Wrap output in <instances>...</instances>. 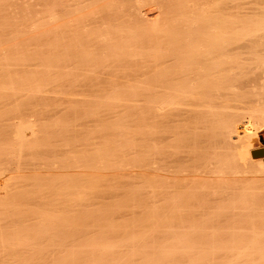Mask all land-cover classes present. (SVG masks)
Listing matches in <instances>:
<instances>
[{
    "label": "bare ground",
    "instance_id": "1",
    "mask_svg": "<svg viewBox=\"0 0 264 264\" xmlns=\"http://www.w3.org/2000/svg\"><path fill=\"white\" fill-rule=\"evenodd\" d=\"M168 1L0 0V264H218V257L227 261L230 258L227 264H253L264 231L254 226L250 190L264 176V156L252 158L250 154L264 151L263 146L252 147L259 140L253 117L257 113L264 115V109L252 110L245 119L228 97L247 85L264 89V35H260L264 34V22L258 23L263 28L258 27L257 31V19L261 16L264 20L260 9L264 8L258 5L259 0H252L258 5H253L252 10L259 11L253 19L250 16L255 12L249 15L245 10L254 4L251 0L235 2H240V6L248 4L242 6L246 13H239L241 7L236 8L239 11L234 7L237 14L231 9L233 0L225 1L233 4L229 7L234 16L243 13L250 17L249 21L247 17L242 19L252 28L247 25L249 31L245 32V23L238 18V22L233 20L227 4L216 8H227L231 15L220 9L225 16L222 17L210 8L215 18L209 23L211 19L205 15L210 9L205 0L197 3L204 5L201 7L206 14L201 8L192 10L187 2L191 0ZM261 2L264 5V0ZM148 4L158 8V13L151 16L153 23L148 20L150 25L157 23L152 30L147 27V17L141 15V9ZM186 4L192 15L194 11V17ZM195 12L204 17L200 19ZM121 13H127V17ZM162 13L170 14L171 19L165 15L168 20L163 17L162 21ZM217 13L221 18L218 21ZM186 14L192 22L188 20L189 25ZM124 17L134 20L138 29L128 31L131 23L127 27ZM227 20L235 22V26L241 23L244 34L240 31L243 26L239 29L238 25V37L232 22L230 31L238 38L235 33L229 35ZM224 23L228 29L222 27ZM119 24H123L120 30ZM92 26L100 27L101 32L93 35L94 41L90 38L92 48L85 51L81 47L87 41L81 44L79 37L84 35L83 29ZM110 28H117L123 36L127 31L132 33V38L130 34L126 36L130 45L134 35L139 37L142 30L147 42L153 34L158 42L161 37L168 39L161 40V45L153 41L157 51L155 48L151 60L145 53L146 62L140 61L143 65L135 68L141 74L135 76L141 81L136 79L134 92L126 90L115 76V84L110 83L108 78L114 71L110 70V76L106 74L108 65L89 67L91 59L107 60L113 53L112 57L127 60L126 37L121 40L119 35L118 42L122 44L111 45L112 32L107 34ZM135 28L133 25L130 29ZM218 28L227 36L220 34ZM254 28L256 31L250 32ZM255 32L259 35L252 34ZM245 34L251 39L247 40ZM144 35L140 36L143 42L137 41L136 36L133 45L146 43ZM116 51L122 55L118 53V57ZM86 72L92 77L87 78ZM92 78L97 79L95 84ZM106 79L110 88L118 87L117 91L104 100V96H96L95 100L92 95L94 104L83 97L86 105H92H85L87 109L76 107L78 104L74 108H41L49 100H53L52 107L56 101L78 103L75 96L72 95L74 100L68 97L69 91L74 90V94L78 86L81 89L90 84V89L99 90ZM36 103H40V109L32 111L30 107L37 108ZM54 112L63 113L56 119ZM39 113H51L55 123L40 124ZM107 116L110 123L101 120L102 123L99 118L108 120ZM110 116L119 118L112 120ZM87 122L95 123L91 132L85 128L89 126ZM82 127L89 133L85 129L83 132ZM78 128L83 136L87 133L83 139ZM59 141L63 148L57 147ZM58 153L66 157L46 159L53 155L55 158ZM40 155L45 160L35 161L34 157ZM27 156L31 158L27 160ZM119 217H123L122 222L116 221ZM257 230L263 234L258 235Z\"/></svg>",
    "mask_w": 264,
    "mask_h": 264
},
{
    "label": "rangeland",
    "instance_id": "2",
    "mask_svg": "<svg viewBox=\"0 0 264 264\" xmlns=\"http://www.w3.org/2000/svg\"><path fill=\"white\" fill-rule=\"evenodd\" d=\"M152 1H153V0H152ZM155 1H156V0H155ZM159 1H161V0H159ZM162 1H163V0H162ZM164 1H168V0H164ZM169 1H171V0H169ZM169 1H168V2H169ZM186 1H187V0H186ZM191 1H192V3L196 4L197 1L200 3L201 0H194L196 3L193 2V0H191ZM191 1H187V2H188V4H189V2H190V6L192 7V10L194 9V11H196L197 8H198V9L201 8L200 10L203 12V14H206V13H207V12L204 13V10H202V9H203L202 7H203L204 5H202V4L200 5L199 3H197V6H195V5H192ZM205 1H206V3H207L208 8H209V9H210V8L214 9L215 13H216L218 10H220V9H221V10L224 9L223 7H220V8L218 7L219 9L217 10V8H216L217 5H219V6L222 5V6H224V7H227L226 4H227V2H228V0H205ZM225 1H227V2H225ZM230 1H232V0H229L228 3H233V2H234V5H235V2H238V0H236V1L233 0V2H230ZM241 1L243 2V0H241ZM245 1H249V0H244V2H245ZM251 1H252V0H251ZM251 1H250V2H251ZM254 1H255V0H254ZM259 1L261 2V0H259ZM242 2H241V3H242ZM244 2H243V3H244ZM252 2H253V1H252ZM256 2H258V1L256 0ZM260 2H259L258 5H260V6H262V7L264 8V5H261V4H263V3H262L263 1L261 2V4H260ZM221 3H223V4L225 3V4L223 5V4H221ZM245 3H246V2H245ZM248 3H249V2H248ZM253 3H254V4H252V6L255 5V2H253ZM188 4H186V5L188 6ZM220 4H221V5H220ZM250 4H251V3H249V7H250ZM256 4H257V3H256ZM148 5H149V4H148ZM199 5H200V7H198ZM227 5H228V4H227ZM232 5H233V4H232ZM232 5H228V7H229V6L231 7ZM234 5H233V7H231V9L233 8L232 10H234V7H235V9H236L237 7H238L237 9H239V7H241V10H240V12H239V13H241V11H243V10L246 8V7H243V8H244V9H243L242 6H244V5H248V4H243L242 6H240V2H239V4L237 3L235 6H234ZM258 5H257V6H258ZM146 6H147V5H146ZM146 6L143 7V10L141 9V15H142V13H144V14H143V17H144V16L147 17V19L144 17L145 20H147V22H148V20L151 19L150 21H151V23H153V22H152V18H151V16H152V15H156V13H158V12L156 11L157 6H156V7H155V5H149V6H147V7H146ZM190 6H188L189 8H186V9H190V10H191V7H190ZM201 6H202V7H201ZM207 6L205 5V7H204V8H205V11L208 10V8H207V10H206V7H207ZM252 6H251L249 9H245V10L248 11V12H249V10L251 9V12H250V13H248V12L246 13V11L244 10V11H245L244 13L249 14V15L252 13V11L255 12L253 16H252V15L250 16L251 18H253V17H254L256 14H258V12H259V11L256 12V11L258 10V8L256 9V11H254V10H255L254 8L257 7L256 5H255V7H254V6L252 7ZM260 6H259V7H260ZM193 7H196V10H195V8H193ZM214 7H215L216 9H215ZM230 7H229L228 9H230ZM247 8H248V7H247ZM212 9L209 10L210 12L208 11V13H210L209 15H208V13L205 15V17H207V20H208V19H211V20H208V21H210L209 23H212L211 21H214V20H212V19L215 18V17H214V16H215V13H214V11H213ZM228 9L226 8V10L224 9L225 11L222 10V12H223V13H224V12L227 13V12H229ZM231 9H230V12H232V15H231L230 12H229V13H230L231 17H233V20H234V19L236 20V21L234 20L235 22H238V21L241 22V20L244 19V18H246V17L248 18L247 20L249 21V18H250V17H249L248 15L246 16V14H245V17H244V14H243V13H242V14H239V13H238L239 16L236 17L237 15L234 16V13H233V11H232ZM237 9H236V10H237ZM252 9H254V10H252ZM259 9H260V8H259ZM157 10H158V8H157ZM192 10H191V11H188V12H190V13H189L190 15H192V13H191ZM211 10H212L213 12H211ZM221 10H220V12H221ZM236 10H234V12H235ZM194 11H193V15H192V17H194ZM197 11H198V10H197ZM197 11H196V12H197ZM201 11H200V12H201ZM237 11H239V10H237ZM237 11L235 12L236 14H237ZM260 11H263V12H264V10H261V9H260ZM196 12H195V14H197ZM200 12H198V13H200ZM218 12H219V11H218ZM220 12H219V13H220ZM111 13L113 14V11H111ZM111 13H109V14H110V17H111V19H112V18L114 17V14L112 15V16H113V17H112V16H111ZM114 13H115V11H114ZM186 13H187V10H186ZM213 13H214V15H213ZM223 13H220L219 15H222V17H223V16H224ZM229 13L226 15V17L229 15ZM260 13H261V12H260ZM260 13H259V14H260ZM121 14H122V16H126V17H127V15H126L127 13H125L124 15H123V13H121ZM189 14H186V17H188V19H186L187 22H188V20H189V16H187V15H189ZM211 14L213 15V17H211ZM224 14H225V13H224ZM162 15H164V14L162 13L160 17H162V21H164V18L166 19V17H165L166 14H165L164 16H162ZM168 15H170V14H168ZM168 15H166V16H167L168 18L171 19V17H170L171 15H170V16H168ZM197 15H198V14H197ZM197 15H196V16H197ZM200 15H201V14H200ZM207 15H208V16H207ZM240 15H241L243 18H241ZM260 15H261V14H260ZM196 16H195V17H196ZM198 16H199V15H198ZM198 16H197V17H198ZM202 16L204 17V15H202ZM202 16H201V17L199 16L200 19H202ZM262 16H263L262 18H264V14H262ZM110 17H108V18H110ZM143 17H141V18H142V19H141V20H142L141 23H143V19H144ZM158 17H159V15H158ZM163 17H164V18H163ZM224 17H225V16H224ZM228 17H229V19H230V16H228ZM228 17H227V19H228ZM234 17H235V18H234ZM257 17L259 18L258 15H257ZM124 18H125V17H124ZM217 18H218L219 20L221 19L220 17H218V13H217L216 20H217ZM237 18H238V21H237ZM240 18H241V19H240ZM111 19H109V21H110ZM125 19H127V18H125ZM160 19H161V18H160ZM190 19H191V17H190ZM192 19H193V18H192ZM192 19H191V20H192ZM195 19H197V18H194V20H195ZM203 19H204V18H203ZM229 19H228V20H229ZM231 19H232V18H231ZM253 19H254V18H253ZM255 19H256V18H255ZM260 19H261V16H260ZM260 19H259V20L257 19V24H258V23H261V25H262L263 22H264V20L261 19V20H263V21L261 22ZM145 20H144V23L146 22ZM166 20H168V19H166ZM166 20H165V22H166ZM207 20H206V21H207ZM224 20H225V22H226V19H223L222 21H224ZM228 20H227V23L229 22ZM244 20H246V19H244ZM244 20H242V21H243V23H245V25H244L245 28H244L243 25H242L243 27L240 26L242 22L240 23V25H239V23H238V24L236 23V26H237V27H236V26H235V22H233V21H230V22H229V24H228V25H229V29L227 28V27H228V25H226L227 23H226V24L224 23L223 26H222V24H221V26L224 27V29L227 28V29L229 30V32H228V31H227V32H228V34L230 35V34L232 33L230 30L233 29V31L236 32L237 29L235 30V27L238 28V25H239V29L242 27V30L240 29V31H242V33H243V31H244V29H246V26H247V25H248V27L251 28V26H249V25H251V24H250L248 21H247V23H246V21L244 22ZM251 20H252V19H250V22H251ZM127 21H128V22H127ZM127 21H126L127 23L130 22V20H128V19H127ZM131 21H132V20H131ZM133 21H134V20H133ZM133 21L130 22L131 25H130V23H129V24H126V22L124 23V24L127 25V27L130 25V27L127 28L128 31H134V30L136 31V30L138 29V28H137V29L135 28V24L133 23ZM204 21H205V20H204ZM217 21H218V20H217ZM252 21H253V20H252ZM259 21H260V22H259ZM189 22L192 23L190 20H189ZM189 22H188V25L190 24ZM232 22H233L234 25L232 24L231 27H234V28L231 29V27H230L231 24H230V23H232ZM132 23H133V24H132ZM137 23H138V22H137ZM144 23H143V24H144ZM151 23L148 22L149 25H148V24H147L148 26L145 25V26H147V27H150L149 30L151 29V27L153 28V25H154V24H157V23H154L153 25H150ZM161 23H162V22H161ZM203 23H205V22H203ZM216 23H217V22H216ZM216 23H215V25H216ZM219 23H221V22L219 21ZM243 23H242V24H243ZM248 23H249V24H248ZM251 23H254V24H255V21H253V22H251ZM143 24H142V25H141V24H138V25L143 26ZM254 24H252V25H254ZM257 24H255V25H257ZM120 25H122V27H117L119 30H120L121 28H123V24H119L118 26H120ZM133 25H134V28H135V29H132V30H131L130 28H131V26H133ZM161 25H162V24H161ZM219 25H220V24H217V26H219ZM255 25H254V26H255ZM258 25H259V24H258ZM258 25H257V31L259 32L260 30H258V27H260V28L262 29V28H263L262 26H264V25H262V26H260V25L258 26ZM114 26H117V25H113V26H111V27H114ZM140 26H139V28H141V29L146 28V27L142 28V27H140ZM159 26H160V25H159ZM196 26H197V25H196ZM137 27H138V26H137ZM154 27H155V26H154ZM156 27H158V26L156 25ZM186 27H187V26H186ZM219 27H220V26H219ZM222 27H220V28L222 29ZM252 27H253V26H252ZM91 28H92V29H91ZM99 28H100V27H99ZM99 28H98V27H94V26H92V27L87 28L88 30H86V29H83L84 31L82 30V31L84 32V35H83L84 37H83V36H82L81 38L79 37V40H80V39L82 40V41L80 40V41H81V44H82L83 42H85V41H87V42H85V44H83V45H85V46L81 45V46H83V47H81V48H83L84 50H85V49L87 50L88 48H92L91 46L93 45V42H91V41H92V40H93V41L95 40V38H94V37L96 36L95 33L99 34L98 32H101V31H99V30H100ZM117 28H116V31H118ZM124 28H126L125 25H124ZM132 28H133V27H132ZM243 28H244V29H243ZM250 28H249V29H250ZM110 29H111V28H110ZM110 29H109V31H110ZM113 29H114V28H113ZM113 29H111L110 32H107V34H109V33H111V32H112L111 34H113V35L110 34L111 36L109 35V38L111 39V43H113V44H111V45H114L115 42H118V40L120 39L119 35L121 36V38H122V36H123V35L120 34L119 31L116 33V31L114 30L115 33H116V34H115L114 31H112ZM129 29H130V30H129ZM146 29H148V28H146ZM154 29H155V28H154ZM154 29H153V30H154ZM227 29H226V30H227ZM251 29H252V28H251ZM263 29H264V28H263ZM123 30H124V29H123ZM125 30H126V29H125ZM151 30H152V29H151ZM218 30H219V28H218ZM247 30H248V29H246L245 32H246ZM254 30L256 31V29L254 28L253 30H250V32H253ZM88 31H89V32H88ZM128 31H127V32H128ZM147 31H148V30H147ZM219 31H221L220 34L222 33V35L225 34L224 36H227L226 32H224V34H223L222 30H219ZM248 31H249V30H248ZM92 32H94V33H92ZM124 32H126V31H124ZM124 32H123V33H124ZM127 32L125 33V35H126V36H129L130 33L128 32V35H127ZM141 32H143V33H141L142 35L145 34V33H144L145 31L142 30ZM148 32H149V31H148ZM148 32H146L147 36H148V37H149V36H152V35H151V34H152V31H150V32H151V34L149 33L150 35L148 34ZM230 32H231V33H230ZM235 32H233V33H235ZM238 32H239V30H237V34H238ZM258 32H255V33H252V34H256V35H257ZM262 32H264V30H263V31L261 30V33H262ZM86 33H87V37H86ZM118 33H119V34H118ZM121 33H122V30H121ZM133 33H134V32H133ZM138 33H139V30H138ZM153 33H154V32H153ZM233 33H232L231 35H233ZM239 33H240V32H239ZM117 34H118V36H116ZM131 34H132V33H131ZM131 34H130V36H131V38H132L133 34H132V35H131ZM134 34H135V33H134ZM136 34H137V33H136ZM181 34H182V33H181ZM218 34H219V33H218ZM235 34H236V33H235ZM237 34H236V38L240 37L239 34H238L239 36L237 37ZM240 34H241V33H240ZM243 34H244V33H243ZM246 34H248V33H246ZM246 34H245V37H246L247 40H248V39H251V38H252L253 40L255 39V37L253 38V37H252L253 35L251 36L250 33H249V36H251V38H250L249 36H247ZM90 35H91V36H90ZM93 35H95V36H93ZM138 35H139V34H138ZM138 35H136V36L138 37ZM142 35H140V36H142ZM256 35H254V36H256ZM258 35H259V34H258ZM260 35L263 36L264 34L262 33V34H260ZM112 36H113V38H112ZM126 36H123V38L126 37ZM130 36H129V37H130ZM136 36L134 35V37H135L134 39H136ZM140 36L138 37L139 40H137V41H141V40H142V39H140ZM153 36H155V35L153 34ZM153 36L150 37L151 40L148 41V42H150V45H149L148 42H147L148 38L145 37V35H144V37L146 38V41H144V42H146L147 44H146V43H144V44L142 43V44L139 45V46H138V45H135V44L133 45V43H134V39L132 40V42H133L132 45H130V43L127 44L126 41L129 40V38L127 39V37H126V40H125V39H124V40H125V44L127 45V47H126L125 45H124V46L127 48V49H126L127 52H125L123 49H122V51H124V53H126V54H127L128 51H129V54H127L128 57H126V56H127L126 54H125V56H124V58H126L127 60H125V59H123V58H121V59L118 58V59H117V58H116V55L113 56V57H115V59H114V58L112 57V55L115 54V53H113L112 55H110V53H112L113 51H109L110 53H108V54L106 53L107 55H110V56H111V57H109V59L107 58V60H106L105 58H103L104 60H99V59H101V58H97L98 60H96L95 62H94V59H95V58H94V59H91V60H93V62L90 63L91 65H89V67H97V68H98V65L100 64V65H101V68H104V65H105V66L108 65V67H107L108 70H106L105 72H107L106 74L109 73V74H108L109 76H110V74L112 73V75L110 76L111 78H110V77H109L110 79L108 78V80L110 81V83H111V84H115V83L112 82V80L114 79L113 81L116 82V81H115V79H116L115 77H117V80H118L120 83H124V85L127 87V88H125L126 90H127L128 88H130V91L133 90V92H134V88H137V87H134V86H136L135 83H137V82H136V79L138 80V82H139V80L141 81V79L139 78V76H140L141 74H140L139 72H137L138 69H135V68H137V65H140V67H141V64L144 63V62H146V61H144V59L146 60L147 55L150 57V58H148V57H147V58L151 60V58H152V57H151L152 54H153L155 51H157V48H158L157 45L155 44V42H157L158 44L160 43L161 40H162V42H163V41H167V42H168V39L166 38L167 40H164L163 37H161V39H160L159 42H158V39H159V38H158L157 40H154L155 37H153ZM224 36H223V38H224ZM241 37H244V36H241ZM260 37H261V36H260ZM82 38H84V39H82ZM90 38H92L91 41H90ZM123 38H122L121 40H123ZM150 38H149V39H150ZM162 38H163V39H162ZM220 38H222V36H221ZM228 38L231 39L229 36H228ZM236 38H235V40H236ZM258 38H259V36H258ZM57 39H58V38H57ZM152 39H153V40H152ZM232 39H233V38H232ZM259 39H260V38H259ZM259 39H258V40H259ZM114 40H115V41H114ZM144 40H145V39H144ZM233 40H234V39H233ZM240 40H241V38L239 39V41H240ZM244 40H245V38H244ZM255 40H257V39H255ZM113 41H114V42H113ZM151 41H152V42L155 41V42L152 43V44H153L152 47H150V46H151ZM51 42H53V41H51ZM51 42H50V43H51ZM119 42H120V44H122V43H121L122 41H119ZM119 42H118V43H119ZM129 42H131V39H130ZM135 42H136V40H135ZM141 42H143V40H142ZM162 42H161V43H162ZM167 42H164V44H165L164 46H167V45H166ZM161 43H160V45H161ZM109 44H110V43H108V45H109ZM116 44H117V43H116ZM136 44H139V42L136 43ZM111 45H110V46H111ZM128 45L131 46V47H129ZM102 46H103V45H102ZM154 46H156V47H154ZM162 46H163V44H162ZM118 47H119V46H118ZM118 47H117V48H118ZM147 47H148V48H147ZM81 48H80V49H81ZM120 48H121V47H120ZM132 48H133V49H132ZM152 48H153V49H152ZM155 48H156V50L154 51ZM161 48H162V47H161ZM168 48H169V46H168ZM168 48L166 47L165 49L168 50ZM135 49H136V50H135ZM138 49H139V50H138ZM163 49H164V47H163ZM84 50H82V52H83ZM86 50H85V51H86ZM118 50H119V49H118ZM133 50L136 51L135 53H136L137 56L134 55L135 53H134ZM80 51H81V50H80ZM85 51H84V52H85ZM119 51H120V50H119ZM119 51H116L118 57H119V55L121 54V53H119ZM122 51H121V52H122ZM132 51H133L134 54L132 53ZM84 52H83V53H84ZM151 52H152V53H151ZM118 53H119V55H118ZM145 53H146L147 55H146ZM106 54H105V55H106ZM138 54H139V55H138ZM107 55H106L105 57H107ZM121 55H122V54H121ZM133 55H134V56H133ZM144 55H145V56H144ZM153 56H154V55H153ZM141 57H142V58H141ZM140 58L143 59V60H141ZM131 59H132V60H131ZM116 60H117V61L120 60V61H122V62H120V61L117 62ZM123 60H124V61H123ZM128 60H130V61H128ZM138 60H139V61H138ZM89 61H90V60H89ZM104 61H105V62H104ZM110 61H111V62H110ZM115 61H116V62H115ZM132 61H133V62H132ZM140 61H142V63H141ZM143 61H144V62H143ZM84 62L86 63V61H84ZM101 62H102L103 64H102ZM124 62H125V63H124ZM130 62H131V63H130ZM148 62H150V61L148 60ZM148 62H147V64H148ZM87 63H89V62H87ZM93 63H94V65H93ZM105 63H106V64H105ZM118 63L121 64V65H118ZM128 63H130V64H129V65H130V68H129ZM133 63H134L135 65H134ZM139 63H140V64H139ZM113 64H114V67H115V68L113 67ZM124 64H125V65H124ZM132 64H133V65H132ZM100 65H99V67H100ZM142 65H143V64H142ZM145 65H146V63H145ZM111 67H112V68H111ZM116 67H117V68H116ZM131 67H132V68H131ZM140 67H138V68L140 69ZM107 68H106V69H107ZM110 68H111V69H110ZM119 68H120L121 70H120ZM127 68H128V69H127ZM122 69H123V72H122ZM124 69H127V71L124 70ZM144 69H145V68L143 67V68L140 69V70H143V71H144ZM110 70H111V71H114V72H116V71L118 70V71H120V72L117 71L116 73H114V72H111V73H110ZM124 71L126 72L127 75H125ZM138 71H139V70H138ZM82 72H83V71H82ZM133 72H134V74H132ZM141 72H142V71H141ZM84 73H85V72H84ZM84 73H83V74H84ZM136 73H139V74H138L139 76H138V75L135 76ZM78 74H80V73H78ZM113 74H114V75H113ZM116 74H117V75H116ZM123 74H124V75H123ZM130 74H131V75H130ZM85 75H86V77H87V76H90V74H88V72H86ZM119 75H120V76H119ZM148 75H149V74H148ZM148 75H147V76H148ZM114 76H115V77H114ZM125 76H126V77H125ZM149 76H150V75H149ZM91 77H92V76H90V78H91ZM132 77H133V78H132ZM87 78H89V77H87ZM123 78H124V80H126V81H124ZM92 79H94V78H92ZM95 79H96V78H95ZM95 79H94V80H91V82H92V81L94 82V83L92 82L93 84H95L96 81H97V79H96V80H95ZM119 79H120V80H119ZM108 80L106 79V81H105L104 83L101 82V84L99 85V87H101V88H100L99 90H96V89L94 90L92 87H91V88H92L93 90L90 89V87H89V86H91V84H90V85H86V88H84V87L82 88V87H81V89H80V86H78V87L75 89L76 92L74 93V94H77V95H74V94H73L72 91H74V90L69 91V93L71 92V93H70L71 95H69L68 97H69V98H72V100H74L73 97L75 96V97H74L75 100H76V101H79L81 104H79V102H78V103H74V104H73L72 102H69L68 104H67L66 102H63V103H65V105H62V104H63L62 101H56V104H55V105L53 104L54 106L52 107V102H53V100H49L48 102L45 101L48 105L43 106V107H41V105H40V107H41V108L48 107V109L50 108V109L52 110V109H61V108L64 109V108L68 107L69 105H70L69 107H71V105H72V108H74L73 106H75L76 104H78V105H76V107H77V106H78V107L80 106V108H85V109H87V107H89L88 105H90V107H91V106H92L91 104H94L93 102H94L96 99H98L99 97H103V96H104L103 99H102V100H104V98L106 99L107 96L109 97L111 94H113V93H115V92L117 91V88H118V87H114V86L111 87V88L109 87V85H108L109 81H108ZM98 81H99V80H98ZM118 81H117V82H118ZM121 81H122V82H121ZM91 82H90V83H91ZM106 82H107V83H106ZM99 83H100V82H99ZM110 83H109V84H110ZM125 83H127V84H125ZM139 83H140V82H139ZM102 84H103V85H102ZM104 84H105V85H104ZM131 84H132V85L134 84L133 87H130V86H132ZM128 85H129V86H128ZM83 86H85V85H83ZM103 86H107V87H103ZM146 86H147V85H146ZM93 87L95 88V86H93ZM102 87H103V88H102ZM78 88H79V89H78ZM96 88H97V85H96ZM119 88H121V87H119ZM122 88H123V87H122ZM122 88H121V89H122ZM132 88H133V89H132ZM89 89H90V90H89ZM97 89H98V88H97ZM105 89H107V90H105ZM125 89H124V91H125V93H126V90H125ZM65 90H66V89H65ZM80 90H82V92H80ZM86 90H87V91H86ZM91 90H92V92H91ZM101 90H102V92H100ZM103 90H104V91H103ZM118 90H119V89H118ZM63 91H64V90H63ZM93 91H94V92H93ZM98 91H99V92H98ZM112 91H113V92H112ZM114 91H115V92H114ZM122 91H123V90H122ZM124 91H123V92H124ZM88 92H89V93H88ZM97 92H98V93H97ZM106 92H107L108 94H107ZM118 92L120 93L121 91L119 90ZM128 92H129V90H128ZM133 92H132V93H133ZM69 93H68V94H69ZM81 93H82V94H81ZM101 93H103V94H101ZM129 93H130V92H129ZM80 94L83 95V96H81ZM95 94H96V95H95ZM100 94H101V95H100ZM121 94L124 95V93H121ZM121 94H120V96H122ZM127 94H128V93H127ZM72 95H73V97H72ZM79 95H80V96H79ZM86 95H87V96H86ZM92 95L95 96V100L93 99ZM113 95H114V94H113ZM113 95H112V96H113ZM117 95H118V93H117ZM125 95H126V94H125ZM130 95H131V93H130ZM130 95H129V97H132V96H130ZM132 95H133V94H132ZM136 95H137V94H136ZM136 95H135V97H136ZM77 96H78V97H77ZM85 96H86V97H85ZM96 96H97L98 98H97ZM127 96H128V95H127ZM83 97H84V100H86L87 98H88L87 100H91V101H90L91 104L89 103L88 105H86V102L83 101ZM125 97H126V96H125ZM76 98H77V99H76ZM85 98H86V99H85ZM91 98L93 99V101H92ZM133 98H134V96H133ZM100 99H101V98H100ZM134 99H135V98H134ZM228 99H230L228 102H231L232 106L238 108V113H240V116L244 117L245 119H248V118H249V112H251L252 110L264 109V89H260L259 87L255 86V85H247V86L243 87L240 91H238L237 93L232 94L230 97H228ZM87 100H86V101H87ZM45 102H42V103H45ZM83 102H85V103H83ZM40 103H41V102H40ZM40 103H39V104H40ZM42 103H41V104H42ZM87 103H88V102H87ZM39 104L37 105V103H36V105L38 106L37 108H36L35 106H33V107L31 106V107H30L31 110H32V108H33V110H34V109H37V110L40 109V108H39ZM42 105H43V104H42ZM44 105H45V104H44ZM56 105H57V107H56ZM61 105H62V106H61ZM81 105H82L83 107H81ZM85 105H86L87 107H86ZM58 106H59V107H58ZM84 106H85V107H84ZM55 107H56V108H55ZM60 107H61V108H60ZM69 107H68V108H69ZM30 108H29V109H30ZM118 108H119V107H118ZM120 108H121V107H120ZM120 108H119V109H120ZM50 109H49V110H50ZM85 109H84V110H85ZM121 109H123V107H122ZM33 110H32V111H33ZM28 112H29V111H28ZM36 112H37V111H36ZM30 113H32V112L30 111ZM54 113H55V115H56V119H59V118H57V117H60V116H61V113H63V112L59 113L60 115L58 114V112H57V113L54 112ZM54 113H53V115H54ZM65 113H66V112H65ZM28 114H29V113H28ZM28 114H27V115H28ZM33 114H34V113H33ZM35 114H36V113H35ZM48 114H49V115H48ZM48 114L46 113V115H48V116H46L45 113H44V114L42 113L41 115H40V113L38 114L39 116H42V117H39V118H42V119H40V124H43V123H44L43 125H46V124H47V125H48V124L50 125V124L55 123V122H54V120H55L54 117H55V116L52 117V116H50L51 113H48ZM27 115H26V116H27ZM29 115H30V114H29ZM62 116H64V115L62 114ZM31 117L33 118L34 115H32ZM35 117H37V115H35ZM50 117H51V118H50ZM64 117L67 118L66 114H65ZM102 117H103V116H102ZM104 117H105L104 119H106V116H104ZM110 117H111V116H110ZM116 117L119 118V116H116ZM116 117H113V118L111 117L110 119H112V120L115 119V120H116ZM39 118L37 119V121H39ZM43 118H44V119H43ZM46 118H48V119H46ZM49 118H50L51 120H49ZM68 118H69V117H68ZM45 119H46L47 121H48V120H49V121L47 122ZM53 119H54V120H53ZM60 119H62V117H61ZM99 119H100V121L103 120L104 122L106 121V123H110V120L108 119V116H107V119H108V120H104V119H101V118H99ZM52 120H53V122H52ZM112 120H111V121H112ZM117 120H118V119H117ZM253 120L256 122V126H255V128H256L257 135L259 136V140H258L257 142L254 141L252 147H253V148H258V147H260V146H263V147H264V130L261 129V126L264 124V115H260V113H257V114H255V116L253 117ZM43 121H44V122H43ZM50 121H51L52 123H50ZM55 121H56V120H55ZM100 121H98V122L100 123ZM103 121H101V122L103 123ZM45 122H46V123H45ZM98 122H96V123H98ZM112 122H113V121H112ZM38 123H39V122H38ZM87 123H88V122H87ZM102 123H101V124H102ZM94 124H95V123L92 124V122H90V123L87 124V125H89V126H85V125H84V126H85V128H87V129L90 130V129H94ZM90 125H91V126H90ZM92 125H93V127H92ZM98 125H100V124H98ZM98 125H97V126H98ZM102 125H103V124H102ZM97 126H96V127H97ZM89 127H90V128H89ZM96 127H95V128H96ZM98 127H99V126H98ZM98 127H97V128H98ZM100 127H101V125H100ZM85 128L82 127V130L85 129ZM87 129H85V131H87V133H89V131H88ZM80 130H81V129H80ZM80 130H79V128H78V130H77L78 134H81L80 132H82V130H81V131H80ZM83 132H84V130H83ZM90 132H91V130H90ZM85 133H86V132H85ZM87 133H86V134L83 133L84 136L87 135ZM78 134L76 133V136H78V137L81 136V137H82L81 139H83L84 136H83L82 134L79 136ZM72 135H73V136H71V137H76L74 134H72ZM78 137H77V138H78ZM77 138H76V139H77ZM56 139H57V138H56ZM63 139H64V138H62V141H63ZM78 139L80 140V138H78ZM78 139H77V140H78ZM62 141H61V142L59 141L60 143L57 142L58 146H57L56 143H55V145H56L57 147H62V146H61V143H63ZM69 141H72V140H69V139H68V142H69ZM64 142H66L65 139H64ZM63 147H64V146H63ZM63 147H62V148H63ZM261 150H262V149H261ZM257 151H258V150H257ZM40 156H42V157H40ZM40 156H38V157H36V158L34 157L35 161H37V162H42V161L45 160V156H44V157H43V155H40ZM54 156H55V155H53V157L48 156L49 158H46V159H48V160H49V159H51V160H55V159H56V160H61L62 157H58V156H64V157H66L64 153H62V154H61V153H60V154L58 153V154L56 155L55 158H54ZM250 156L252 157L251 154H250ZM46 157H47V156H46ZM64 157H63V158H64ZM30 158H31V156H30ZM30 158H29V159H30ZM39 158H41V159H39ZM57 158H58V159H57ZM252 158H253V157H252ZM29 159H28V156H27V160H29ZM32 159H33V157H32ZM32 159H31V160H32ZM43 159H44V160H43ZM156 165H157V164H156ZM160 165H161V164H160ZM162 166H163V164H162ZM162 166H161V167H162ZM254 166H255V165H254ZM166 169H167V168H166ZM255 169H256V167H255ZM168 171H169V170H168ZM168 171H167V172L165 171V174L168 173ZM162 173H163V172H162ZM163 174H164V173H163ZM257 181H258V182H257V183L255 182V185H254V184L252 185L253 188H251V190H250V195H251V193H252L253 198H254V199H258V200L251 199V204L254 205V207L252 206V207L254 208V211H252V212H253L252 215H253V217H254V221H253V222H255V224H256V225H254V226H258V230H260V231L262 232V231H264V229H263V230L261 229V227L264 228V176H262V177L260 176V180H259V178H258ZM252 190H253V192H252ZM256 191H257V192H256ZM251 198H252V196H251ZM141 201H143V200H141ZM253 201H254V202H253ZM253 203H254V204H253ZM255 203H256V204H255ZM255 207H256V208H255ZM257 207H258V208H257ZM258 209H259V210H258ZM260 209H261V210H260ZM254 212H255V213H254ZM258 214H259V215L261 214V215L259 216ZM257 215H258V216H257ZM142 217H143V214H142ZM119 218H120V217H119ZM261 218H262V219H261ZM117 219H118V218H117ZM122 219H123V217H122ZM122 219L120 218L119 220H116V221H121ZM121 222H122V221H121ZM256 222H257V223H256ZM260 224H261V226H260ZM262 224H263V225H262ZM254 228L257 229V227H254ZM258 230H257V231H258ZM260 231H258V235H260V233H261ZM262 234H263V233H261V235H262ZM258 235L256 234V236H258ZM261 235H260V236H261ZM260 236H259V237H260ZM263 236H264V234H263ZM259 237H258V238H259ZM255 238H256V237H255ZM253 240H254V239H253ZM256 240H257V239H256ZM256 240H255V242H256ZM258 241H259V243H258V242H257V243L259 244V246H257V243L255 244V246H257V247H256L257 251H255L256 255H253L254 258H253V256H251V257L254 259V260H253V259L251 258V259H252V263H253V264H254V263H255V264H264V262H263V261H264V249H263V248H264V246H263V245H264V244H263V243H264V237H263V238H260ZM261 241H262V242H261ZM255 242H254V243H255ZM261 245H262L263 248L261 247ZM255 246L253 247V250H254ZM259 247H260L261 250H259ZM256 249H255V250H256ZM262 249H263V250H262ZM258 250H259V251H258ZM262 251H263V254H262ZM258 252H260V253L258 254ZM252 253H253V252H252ZM260 255H261V256H260ZM194 257H197V255H195ZM194 257H193V258H194ZM260 257H261V258L263 257V258L261 259ZM235 258H236V255H235ZM220 259H221V260H220ZM224 259L227 261V258H223V257H222V258H219V257H218L216 261L219 262L218 264H220V262H221V264H225V261H224V263H222ZM251 259L249 258L248 260L250 261ZM229 260H230V258H228V261L226 262V264L229 262ZM244 261H245V260H244ZM249 261H248V263H249ZM214 262H215V261H214ZM217 262H216V263H217ZM240 263H241V262H240ZM245 263H246V262H245ZM213 264H215V263H213ZM241 264H243V263H241ZM246 264H247V263H246ZM249 264H250V263H249Z\"/></svg>",
    "mask_w": 264,
    "mask_h": 264
},
{
    "label": "water",
    "instance_id": "3",
    "mask_svg": "<svg viewBox=\"0 0 264 264\" xmlns=\"http://www.w3.org/2000/svg\"><path fill=\"white\" fill-rule=\"evenodd\" d=\"M251 155H252L253 158H256L258 156H262L263 157L264 156V151L263 150L254 151V152L251 153Z\"/></svg>",
    "mask_w": 264,
    "mask_h": 264
}]
</instances>
